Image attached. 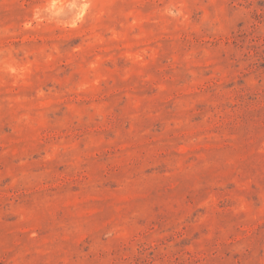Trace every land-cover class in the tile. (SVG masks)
<instances>
[{"label":"rangeland","instance_id":"374dc122","mask_svg":"<svg viewBox=\"0 0 264 264\" xmlns=\"http://www.w3.org/2000/svg\"><path fill=\"white\" fill-rule=\"evenodd\" d=\"M0 264H264V0H0Z\"/></svg>","mask_w":264,"mask_h":264}]
</instances>
